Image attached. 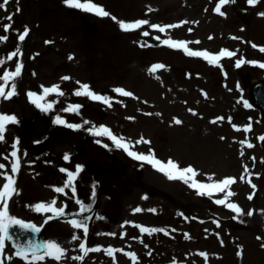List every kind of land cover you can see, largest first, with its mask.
<instances>
[{
    "label": "rangeland",
    "instance_id": "374dc122",
    "mask_svg": "<svg viewBox=\"0 0 264 264\" xmlns=\"http://www.w3.org/2000/svg\"><path fill=\"white\" fill-rule=\"evenodd\" d=\"M93 2L111 15L100 17L65 5L63 0H9L7 9L0 7V36H8L7 41H0V59L6 61L0 66V75L14 69L18 60L23 61L22 74L16 78L18 94L0 97V112L18 118V123L7 126L6 141L0 142V163L8 166L0 171L10 172V152L19 138L21 167L17 186L21 191L12 198L10 210L20 218L43 224L46 240L56 239L68 250L63 262L48 258L37 264H264V140L260 138L264 136V118L250 101L251 85L264 78V68L248 63L235 66L236 59L241 58L264 61V52L253 46L264 45V16L258 14L264 12V0L255 5L247 0H229L221 6L226 15L215 11L219 0ZM113 15L117 20L111 18ZM120 19H147L149 24L123 30ZM181 21L184 23H178ZM152 23L176 26L160 32L151 28ZM5 24L12 27L5 31ZM25 27L30 32L21 42L17 30L22 32ZM145 30L150 35H143ZM165 39L187 41L193 51L215 53L226 47L235 56L222 58L221 68L164 44ZM17 47L22 56L7 60ZM157 63L165 67L153 71L151 66ZM64 76L71 79L62 80ZM77 81L111 96L110 104L76 95L74 90L81 87ZM53 84H59L65 94H50L47 99L55 104L46 112L32 103L27 92H42L41 85ZM116 87L134 95L115 93ZM241 97L252 107H246ZM71 104L82 108L77 113L65 111ZM57 114L69 123L82 125L77 128L78 140L65 132L46 152H29L21 141L20 124L32 118L34 131L28 143L47 142L56 132ZM176 118L182 123H175ZM249 123L253 127L246 130L243 125ZM100 124L131 142L141 137L150 140V144L135 143L134 150L147 153L154 149L162 160L171 157L181 167L192 165L197 170L195 179L202 182L234 176L236 181L230 190L235 195L228 202L238 203L244 211L237 217L234 210L215 203L227 194V189L212 196L201 195L191 182L169 179L152 165L116 147L107 137L87 131ZM77 143L89 164L109 169L115 178L121 174L113 166L117 159L142 166V183H130L132 177L124 181L111 179L99 169L84 166L76 194L70 188H66L67 195L55 192L52 186H64L67 179L61 169L74 170L77 164H83ZM249 143L253 146L249 147ZM66 154L70 159H64ZM213 173L214 176L205 175ZM4 182L6 178L0 176V186ZM77 196L91 208L80 212ZM53 198H57L56 206L67 201L65 212L75 213V218L89 217L87 246L101 245L100 250L88 252L82 261L73 259L84 253L78 246L83 241V231L70 223L72 217L61 216L45 224L52 213H38L29 207ZM136 208L142 211H133ZM140 224L165 231L145 233L138 227ZM73 234L80 239L73 241ZM109 246L117 250L112 256L106 251ZM129 251L135 252L138 259L133 261L126 254ZM201 252L208 253L207 260ZM8 255L12 256L10 261ZM4 264H25L8 243Z\"/></svg>",
    "mask_w": 264,
    "mask_h": 264
},
{
    "label": "snow or ice",
    "instance_id": "6c2138e0",
    "mask_svg": "<svg viewBox=\"0 0 264 264\" xmlns=\"http://www.w3.org/2000/svg\"><path fill=\"white\" fill-rule=\"evenodd\" d=\"M9 0H3L2 3H0V7H3L7 9ZM65 5H68L70 7H75L77 9L89 11L91 13L97 14L100 17H107L110 16L111 13L106 11L105 8L95 2L93 0H63ZM229 0H219V2L216 4L215 11L217 13H221L226 15V13L221 12V6L228 3ZM247 2L251 5H255L258 0H247ZM18 10V9H17ZM259 15L264 16V12L258 13ZM113 20H117V17L114 15L111 17ZM9 20L12 19L11 16L8 17ZM119 26L123 30H135L141 28L142 25H148L149 21L147 19H135L133 21H125L123 19H120L118 21ZM178 23H184L183 21ZM176 25H161L159 23H152L151 28L152 29H159L160 32H164L167 28L175 27ZM5 31H7L9 28L12 27L11 24H5L3 25ZM191 31V29H189ZM19 33L18 40L24 41L26 37L29 35L30 29L25 27L22 32L20 30H17ZM143 35L148 36L150 33L145 30L143 32ZM211 38V37H210ZM236 39H240L239 37H233ZM8 36L3 35L0 36V41H7ZM156 39H160L159 36L156 37ZM164 44L170 45L173 48L177 49H183L187 54L197 56V57H203L205 60H207L209 63L213 65H218L221 68H223V65L221 64L222 58H232L235 56V52L228 49V48H222L218 52H211L208 50H202V51H193L192 48L187 47L188 42L184 40H174V39H165L163 41ZM143 46V45H142ZM254 47L259 48L262 52H264V45H255ZM22 56V51L19 47H17L14 51L8 54L6 57L7 60H12L13 57L16 56ZM69 58H72L71 56ZM5 59H0V66L5 64ZM244 63L252 64V65H258L262 68H264V61L259 60H247L245 58L236 59L235 66L239 67ZM165 67V65L157 63L153 64L151 66L152 70L155 71L156 69H160ZM23 69V61L18 60L15 63L14 69H6L2 72V75H0V97L4 98H12L17 93V83L16 78L20 77L22 74ZM225 76H227V72L224 73ZM62 80H68L71 79L69 76H64L61 78ZM77 84H80L81 87H78L74 90L76 95H83L88 98H90L93 101L103 102L105 104H110L112 97L106 94H101L95 90H93L89 83H84L77 81ZM42 88V92H37L33 90H29L27 92L28 98L34 103L38 108H40L43 111H50L53 109L55 102L52 100H48L50 94H56V95H64L61 86L59 84H53L51 86H40ZM239 82H237V88H239ZM203 91V90H201ZM242 91V89H241ZM115 93L123 94L124 96H133L134 94L131 91H127L123 87H116L114 89ZM206 95V93H205ZM243 100V97H241ZM246 107H252L250 102L247 100H243ZM82 108V105L80 104H71L68 106L65 111L77 113ZM189 111L195 112L194 109H189ZM129 119H134V117H129ZM214 118L213 122H215ZM219 119H223V117H220ZM229 121H231V117H228ZM251 119V118H249ZM175 123H182V121L179 118H176ZM11 123H18V118L15 114L11 113H4L0 112V142L6 141L5 132L6 128ZM54 123L64 125L66 124L68 127L71 128H80L82 127L79 123H69L62 115L57 114L55 116ZM234 127H239L237 125H233ZM243 127L246 130H250L253 126L252 124H244ZM87 131L93 133L94 135L100 136V137H107L110 139L116 147L122 148L125 150L128 155L132 156L134 159H137L142 162H146L150 165H152L154 168L159 170L160 172L166 174L169 179H175L179 178L185 182H191V187L194 189H198L199 194H207L208 196H212L213 193H224L227 189V194L221 198L216 199L215 203L219 205H226L229 209H232L237 214V217L239 214H241L244 210L241 208V206L238 203L235 202H228L229 198L233 195H235L234 192L230 190V186L236 181V178L234 176H225L223 178L218 179H212L211 182H202L198 179H195L197 170L192 166H184L181 167L179 165V162L174 160L173 158L169 157L166 161L158 158L155 155V150L150 149L149 152H139L134 150L135 143H151L150 140H145L143 137H141L136 142H131L128 138H125L123 135H118L113 132V130L103 124H100L98 126L93 125L92 127H89ZM262 140H264V136L260 137ZM102 142V141H98ZM19 138H17L13 142L12 150L10 152V158L13 159V163L11 164V171H0V176H3L6 178V182L0 186V264H4V258H5V248H6V242H11L12 247L15 249V256L23 259L25 261V264H37V262H43L46 261L48 258H54L57 261L63 262L66 252L68 251L65 247L62 246L60 242H58L56 239H47L44 240L43 243L38 242H32L29 240L27 243L18 242L15 239V232L14 228L15 226H19L21 229L31 230L32 232H40V230L43 228V224L37 225L36 223L32 221L25 220L23 218L18 217L17 215L13 214L10 210V203L12 198L15 194L19 193L21 189L17 186V174L20 171V155H19ZM108 146V145H105ZM251 143H249V147H252ZM243 155V153H241ZM65 160L70 159L69 155H65ZM253 160H255V157H252ZM8 166L0 163V169H6ZM84 169L83 164H77L75 166L74 170H70L68 168H62L61 171L65 172L67 174V179L64 182V186H52L54 187L55 192L61 193L64 195H67L66 188H70L71 192L73 194L77 193V181L79 174ZM245 171L248 169V165H244ZM205 175H211L214 176L215 174H205ZM259 175V174H257ZM243 179V177H241ZM249 183H251V179L248 180ZM253 189H255L256 185L252 184ZM93 196H95V192L93 191ZM251 198V194L249 196ZM77 202L80 204V212H84L86 209L91 208V204H85L82 200L79 199V197H76ZM57 205V198H53L50 202H37L34 205H29L30 208H33L38 213H52V215H48L44 221L46 224L49 220H53L56 218H59L61 216H71L70 223L74 226L75 229H80L83 231V241L79 243V248L83 251L84 255H80L78 257H73V259H79L83 260L84 256L87 255L90 251H98L102 247L101 245H96L94 247H88L87 246V240H88V233H89V217H84L83 219H77L75 213H66L65 209L67 208V201L64 202L63 206H56ZM133 211H142L140 208H136ZM151 211H155V209H152ZM248 215H251L252 212L249 211L247 213ZM183 215V213H181ZM102 218V217H97ZM125 224L128 223H135L133 221H124ZM220 221L217 220L216 224L219 225ZM140 230L145 233H151L155 231H165V229H159V228H153L146 226L144 224L138 225ZM110 235L115 236V232L109 233ZM219 235V233H217ZM71 239L73 241L79 240L80 236L77 234H73ZM221 243H223V240H221ZM108 255L112 256L117 250L109 246L106 249ZM119 251L123 252L124 249H119ZM129 257L135 261L138 259L137 254L135 252L129 251L126 253ZM151 253H149L150 255ZM201 256L205 257L207 260L208 253L207 252H201ZM7 259L10 261L12 259L11 255H8Z\"/></svg>",
    "mask_w": 264,
    "mask_h": 264
},
{
    "label": "water",
    "instance_id": "95a60500",
    "mask_svg": "<svg viewBox=\"0 0 264 264\" xmlns=\"http://www.w3.org/2000/svg\"><path fill=\"white\" fill-rule=\"evenodd\" d=\"M252 96L255 104L261 105L264 109V82L262 84L257 85L255 90H253ZM28 126L27 125L25 126L24 138L28 137L31 131V127ZM63 130L65 129L64 128L59 129L58 133H60ZM38 145L39 144H35V146ZM14 232H15V239L18 242L27 243L29 240H31L34 243L35 242L42 243L40 232L36 233V232H32L31 230L21 229L19 226H15Z\"/></svg>",
    "mask_w": 264,
    "mask_h": 264
}]
</instances>
